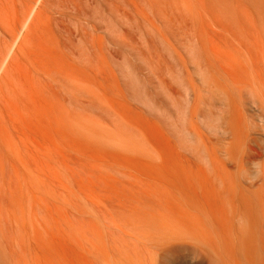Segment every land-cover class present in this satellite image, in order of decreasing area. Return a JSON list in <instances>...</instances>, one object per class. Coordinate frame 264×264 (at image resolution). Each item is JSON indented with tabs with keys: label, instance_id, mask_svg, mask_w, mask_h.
<instances>
[{
	"label": "rangeland",
	"instance_id": "1",
	"mask_svg": "<svg viewBox=\"0 0 264 264\" xmlns=\"http://www.w3.org/2000/svg\"><path fill=\"white\" fill-rule=\"evenodd\" d=\"M0 70V264H264V0H0Z\"/></svg>",
	"mask_w": 264,
	"mask_h": 264
},
{
	"label": "bare ground",
	"instance_id": "2",
	"mask_svg": "<svg viewBox=\"0 0 264 264\" xmlns=\"http://www.w3.org/2000/svg\"><path fill=\"white\" fill-rule=\"evenodd\" d=\"M38 3V2H37ZM34 11V10H33ZM32 11V12H33ZM37 13V11H36ZM35 13V14H36ZM32 14V13H31ZM31 16V15H30ZM30 18V17H29ZM28 18V19H29ZM27 24V22H26ZM24 27V26H23ZM6 45V44H5ZM4 45V46H5ZM15 45V44H14ZM7 46V45H6ZM4 53V52H3ZM12 55V54H11ZM18 57V56H17ZM11 58V56H10ZM8 59V56H7ZM14 60V58L12 59ZM11 60V61H12ZM17 60V58H16ZM4 61V60H3ZM5 64V63H4ZM3 66V65H2ZM2 70V68H1ZM0 70V71H1ZM6 68H4L3 71H5ZM5 75V72H4ZM1 82V81H0ZM0 91H1V85H0ZM11 102V101H10ZM11 104V103H10ZM3 163V162H2ZM2 166V165H1ZM8 177V175H6ZM11 180V179H10ZM11 184L9 185L8 182L4 183L3 179H0V231L3 232L5 237L9 236L10 233V217H11V200L9 199V196L11 195ZM2 253V252H1ZM220 263V262H219ZM218 264V263H217Z\"/></svg>",
	"mask_w": 264,
	"mask_h": 264
}]
</instances>
